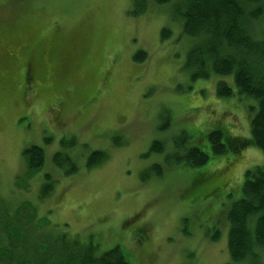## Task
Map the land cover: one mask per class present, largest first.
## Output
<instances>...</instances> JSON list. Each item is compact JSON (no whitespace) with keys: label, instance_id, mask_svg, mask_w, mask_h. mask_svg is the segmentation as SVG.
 <instances>
[{"label":"rangeland","instance_id":"rangeland-1","mask_svg":"<svg viewBox=\"0 0 264 264\" xmlns=\"http://www.w3.org/2000/svg\"><path fill=\"white\" fill-rule=\"evenodd\" d=\"M178 1L147 0L132 16L131 0H0V199L25 204L47 219L46 234L67 233L78 250L93 244L96 257L119 247L130 264H248L231 260L226 216L246 172L264 168V152L215 155L209 135L250 138L257 104L230 76L191 80L194 41L173 17ZM219 80L233 97L217 96ZM156 141L162 153L151 150ZM32 145L46 161L29 175L23 152ZM193 146L208 154L204 165L168 158ZM95 151L106 159L89 167ZM58 153L80 169L65 175ZM44 174L55 183L40 198Z\"/></svg>","mask_w":264,"mask_h":264},{"label":"trees","instance_id":"trees-1","mask_svg":"<svg viewBox=\"0 0 264 264\" xmlns=\"http://www.w3.org/2000/svg\"><path fill=\"white\" fill-rule=\"evenodd\" d=\"M132 16L146 12L147 0H131ZM159 4L170 0H156ZM173 1V0H171ZM173 17L182 22V34L192 39L186 56L185 68L189 69L191 80L209 79L213 74L232 77L238 94L255 100L251 107V137H225L221 130L212 131L209 141L215 155L227 152L238 153L246 146L257 147L264 152V36L256 33L258 24H264V0H179L174 5ZM170 35L167 29L162 38ZM143 51L134 55L135 61H143ZM216 94L220 99L233 97L234 90L227 81L219 80ZM187 138V137H186ZM175 141L177 149L187 139ZM162 145V146H161ZM152 151L162 153L164 143L154 142ZM27 172L32 175L42 172L45 166V150L32 145L23 152ZM54 164L65 175L80 169L71 154H55ZM174 164L183 162L197 167L204 165L209 156L196 146L185 154L169 156ZM105 153L95 151L88 159V165L101 164ZM161 176V167L155 166ZM40 198L49 196L54 181L48 174L43 175ZM209 177L194 181L204 183ZM147 180V179H144ZM23 206L10 208L0 199V264H130L119 247L96 257L92 250L76 249L75 238L65 233L61 236L44 232L47 219L36 213H28ZM229 224L228 251L234 263L264 264V168L246 172L242 185V196L230 206L227 216ZM219 239L218 233L212 236ZM92 249V250H91Z\"/></svg>","mask_w":264,"mask_h":264}]
</instances>
